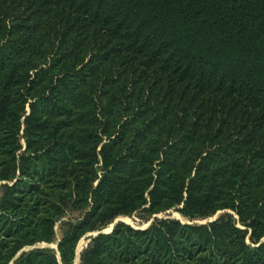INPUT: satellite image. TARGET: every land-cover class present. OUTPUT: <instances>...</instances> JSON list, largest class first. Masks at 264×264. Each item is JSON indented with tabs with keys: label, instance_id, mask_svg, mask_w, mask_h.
<instances>
[{
	"label": "trees",
	"instance_id": "trees-1",
	"mask_svg": "<svg viewBox=\"0 0 264 264\" xmlns=\"http://www.w3.org/2000/svg\"><path fill=\"white\" fill-rule=\"evenodd\" d=\"M87 237L79 264H264V0H0V264Z\"/></svg>",
	"mask_w": 264,
	"mask_h": 264
},
{
	"label": "rangeland",
	"instance_id": "rangeland-1",
	"mask_svg": "<svg viewBox=\"0 0 264 264\" xmlns=\"http://www.w3.org/2000/svg\"><path fill=\"white\" fill-rule=\"evenodd\" d=\"M220 216V214H218L217 216H215L214 218H212V219H210L209 221H203L202 222V224H204V223H208V222H210L211 220H213V219H217L218 217ZM159 218H177V219H181V220H183L182 218H181V216L180 215H178L177 213H168V214H166V215H161V216H159ZM117 221H121V222H123V223H125V224H128V225H130V226H132V227H134V228H136V229H145V228H147L149 225H150V222H146V221H144L143 219H142V217L141 216H139V215H137V216H134V217H131V218H128V217H126V218H123V217H121V218H119V219H117L110 227H109V229H106L105 230V232H108V231H111L112 230V228L114 227V225H115V223L117 222ZM88 237H90V235L88 236ZM84 238L80 243H79V245H78V248H77V251H76V261H75V264H79V259H80V254L82 253V251L87 247V245L89 244V238ZM81 245V246H80ZM85 247H84V246ZM46 245H44V246H42V247H45ZM48 247H50V248H56V246H54V245H51V246H48ZM79 249V250H78Z\"/></svg>",
	"mask_w": 264,
	"mask_h": 264
},
{
	"label": "water",
	"instance_id": "water-1",
	"mask_svg": "<svg viewBox=\"0 0 264 264\" xmlns=\"http://www.w3.org/2000/svg\"><path fill=\"white\" fill-rule=\"evenodd\" d=\"M216 220V218L215 219H213V220H211L210 222H213V221H215ZM121 222V221H120ZM117 223H119V221H117L115 224H117ZM113 229V228H112ZM112 231V230H111ZM111 231H108V232H105V233H109V232H111ZM99 233H96V234H94L93 236H94V238L98 235Z\"/></svg>",
	"mask_w": 264,
	"mask_h": 264
},
{
	"label": "bare ground",
	"instance_id": "bare-ground-1",
	"mask_svg": "<svg viewBox=\"0 0 264 264\" xmlns=\"http://www.w3.org/2000/svg\"><path fill=\"white\" fill-rule=\"evenodd\" d=\"M81 246V245H80ZM84 246V245H83ZM85 247V246H84ZM79 250V249H78Z\"/></svg>",
	"mask_w": 264,
	"mask_h": 264
}]
</instances>
